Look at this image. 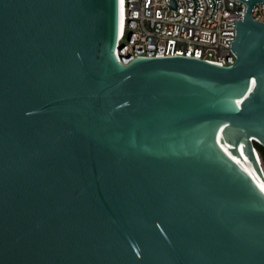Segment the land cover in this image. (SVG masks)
<instances>
[{
  "label": "water",
  "instance_id": "water-1",
  "mask_svg": "<svg viewBox=\"0 0 264 264\" xmlns=\"http://www.w3.org/2000/svg\"><path fill=\"white\" fill-rule=\"evenodd\" d=\"M241 1L220 66L122 64L118 0H0V264H264V0Z\"/></svg>",
  "mask_w": 264,
  "mask_h": 264
},
{
  "label": "built area",
  "instance_id": "built-area-1",
  "mask_svg": "<svg viewBox=\"0 0 264 264\" xmlns=\"http://www.w3.org/2000/svg\"><path fill=\"white\" fill-rule=\"evenodd\" d=\"M177 10L168 9V0H122V32L115 55L122 64L137 56L181 55L208 63L229 66L235 55L230 43L235 39V19H242L246 3L241 0H176ZM255 20L264 22V2L251 10ZM256 151V149L254 148Z\"/></svg>",
  "mask_w": 264,
  "mask_h": 264
},
{
  "label": "bare ground",
  "instance_id": "bare-ground-1",
  "mask_svg": "<svg viewBox=\"0 0 264 264\" xmlns=\"http://www.w3.org/2000/svg\"><path fill=\"white\" fill-rule=\"evenodd\" d=\"M123 17H124V12H123V7H122V0H118V35L122 32V27H123ZM255 155L257 157V160L259 161L260 165L262 166V162L260 159V156L257 151H255ZM262 168V174L264 176V170ZM255 173L260 177L262 182L264 183V178H262L256 171Z\"/></svg>",
  "mask_w": 264,
  "mask_h": 264
},
{
  "label": "trees",
  "instance_id": "trees-1",
  "mask_svg": "<svg viewBox=\"0 0 264 264\" xmlns=\"http://www.w3.org/2000/svg\"><path fill=\"white\" fill-rule=\"evenodd\" d=\"M254 146H255V149L258 152L259 156H260L262 164L264 165V147L259 145V144H257V143H254Z\"/></svg>",
  "mask_w": 264,
  "mask_h": 264
},
{
  "label": "rangeland",
  "instance_id": "rangeland-1",
  "mask_svg": "<svg viewBox=\"0 0 264 264\" xmlns=\"http://www.w3.org/2000/svg\"><path fill=\"white\" fill-rule=\"evenodd\" d=\"M263 170H264V165L262 164Z\"/></svg>",
  "mask_w": 264,
  "mask_h": 264
}]
</instances>
